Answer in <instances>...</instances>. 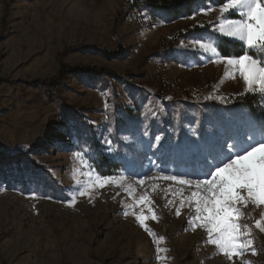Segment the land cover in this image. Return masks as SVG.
<instances>
[{
  "label": "rangeland",
  "instance_id": "1",
  "mask_svg": "<svg viewBox=\"0 0 264 264\" xmlns=\"http://www.w3.org/2000/svg\"><path fill=\"white\" fill-rule=\"evenodd\" d=\"M136 1L0 0V264H231L203 229L189 227L188 208L175 215L179 198L166 195L169 182L135 186V200L147 191L154 202L158 220H152L148 207L120 186L80 196L72 178L80 169L75 175L87 181L89 169L74 156L81 150L94 167L99 153L119 161L110 175L97 171L130 183L165 164L172 171L192 167L202 158L187 151L189 141L249 120L231 102L243 82L218 83L224 65L193 47L196 40L215 41L209 22L220 5L208 15L201 5L159 20ZM61 65L77 71L56 89L42 86L59 77ZM209 95L228 102L204 99ZM246 211L257 254L244 259L264 264V233L253 223L264 209ZM141 212L155 235L135 219Z\"/></svg>",
  "mask_w": 264,
  "mask_h": 264
},
{
  "label": "snow or ice",
  "instance_id": "2",
  "mask_svg": "<svg viewBox=\"0 0 264 264\" xmlns=\"http://www.w3.org/2000/svg\"><path fill=\"white\" fill-rule=\"evenodd\" d=\"M215 2L219 3V0ZM212 3L213 0H209L208 4L201 6L200 13L208 15L212 12ZM218 11L216 21L209 22L213 24V31L218 36L238 42L243 54L224 55L214 40H196L193 47L202 50L208 58H214L212 62L224 65L225 72L218 83H223L225 79L235 80L237 77L243 82V90L235 93L233 99L247 95H259L264 99V0H225ZM204 99L228 102L222 95H209ZM111 131L109 128L108 132ZM143 134L149 135L147 131ZM191 135L198 136L195 128H192ZM161 140V135L155 136L157 143ZM229 140L231 143H227ZM105 142L111 145L107 138ZM186 147L198 159L202 158L200 163L192 167L180 166L174 171L165 164L154 175L141 176L131 183L124 175H100L97 167L90 162L91 157L87 151L81 150L74 153V156L84 168L89 169L85 173L87 181L82 185L75 175L80 169L74 170L72 178L80 186V196L91 197L92 189L113 185L120 186L134 200L136 185L144 187L151 183V187L155 189L156 182H169L165 189L166 195L170 193L173 198H179V205L175 207L176 216L181 215V209L188 208L193 213L188 218L189 227L193 230L203 229L207 235V243L214 245L219 254H223L231 264H235L237 260L240 264H253L244 259L248 252L255 256L257 248L254 245L252 227L243 220L246 214L249 219H253L246 211L249 208L264 209V114L258 119L247 120L242 128L226 129L219 136L199 137L189 141ZM111 150L109 147L108 151ZM151 163L153 168H161V165ZM174 202V199H168L167 204ZM75 203L73 196L70 205ZM153 203L147 191L135 200L136 205L148 207L152 220H158ZM134 215L149 235H155L145 223L148 216L143 212ZM253 223L256 229L264 233V211H261L260 218H255ZM160 239L163 240V237ZM157 259L160 257L157 256Z\"/></svg>",
  "mask_w": 264,
  "mask_h": 264
},
{
  "label": "trees",
  "instance_id": "3",
  "mask_svg": "<svg viewBox=\"0 0 264 264\" xmlns=\"http://www.w3.org/2000/svg\"><path fill=\"white\" fill-rule=\"evenodd\" d=\"M225 0H219V3H216L213 0L212 5H220ZM208 4L209 0H137L133 3V6L137 9H144L149 12L154 19L159 20H172L179 18L184 15L191 14L196 8L201 5ZM202 31V29H199ZM206 31V30H205ZM197 34V32H196ZM213 37L215 41L219 44V51L224 55L236 54L240 55L242 53V49L238 42H233L230 39L225 37L218 36L213 33ZM121 51L123 49L118 50L117 52H107L102 51L104 54H123ZM77 68H71L66 65H61L59 69V77L54 78L52 82H41L42 86L49 85L53 88H58L62 85L64 79L70 75L75 74ZM52 88V89H53ZM231 102L235 107H242L243 111L248 114V119H258L262 114H264V99H262L259 95H247L240 99H233ZM238 105V106H236ZM246 119V118H245ZM121 163L116 160H112L111 158L99 153L97 156V160L95 161V166L98 171L103 175H110L114 171L120 169Z\"/></svg>",
  "mask_w": 264,
  "mask_h": 264
}]
</instances>
